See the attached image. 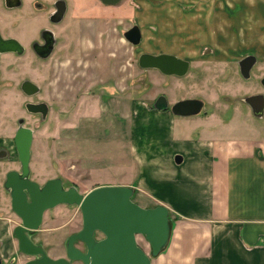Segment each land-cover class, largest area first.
I'll return each mask as SVG.
<instances>
[{"label":"rangeland","instance_id":"rangeland-1","mask_svg":"<svg viewBox=\"0 0 264 264\" xmlns=\"http://www.w3.org/2000/svg\"><path fill=\"white\" fill-rule=\"evenodd\" d=\"M32 1L23 0V9L10 11L0 0L2 35L26 47L23 55H0V152H7L0 158V211L7 209L17 222L5 179L9 171L21 170L14 140L20 119L34 130L32 179L43 185L60 177L83 194L101 186L129 185L137 177L130 155L134 102L153 107L165 95L172 106L198 98L205 103L202 116L216 123L232 120L243 134L251 129L264 134V117H255L244 101L264 94V0H122L114 6L65 0L66 17L54 28L59 42L48 61L37 60L31 42L56 0H38L49 5L47 13L36 11ZM135 25L143 35L138 46L124 36ZM143 53L177 55L190 61V71L178 77L142 69ZM249 54L258 60L251 78L245 79L239 63ZM25 80L41 91L24 94ZM28 102L47 103L48 117L29 113ZM76 209L60 204L45 216L56 215L58 225ZM77 213L74 230L82 226L80 209ZM138 243L151 254L144 236H138Z\"/></svg>","mask_w":264,"mask_h":264},{"label":"crops","instance_id":"crops-1","mask_svg":"<svg viewBox=\"0 0 264 264\" xmlns=\"http://www.w3.org/2000/svg\"><path fill=\"white\" fill-rule=\"evenodd\" d=\"M144 105L134 102L130 113V155L137 177L129 185H116L133 187L136 203L145 208L165 205L170 210V241L152 264H264L263 132L243 134L232 120L223 125L226 120L216 123L202 113L180 117ZM77 212L58 225L56 215H46L30 238L51 259H67ZM17 223L1 209L2 264L35 259L21 252Z\"/></svg>","mask_w":264,"mask_h":264},{"label":"water","instance_id":"water-1","mask_svg":"<svg viewBox=\"0 0 264 264\" xmlns=\"http://www.w3.org/2000/svg\"><path fill=\"white\" fill-rule=\"evenodd\" d=\"M20 5L21 0H17ZM104 5L114 6L122 0H100ZM67 12L66 1L59 0L54 22H61ZM47 45L39 46L37 51L43 59L50 56L54 49V34ZM125 38L133 45L142 42V31L138 25L125 33ZM48 41V39H47ZM44 52L42 53L41 51ZM25 51L22 43L15 39H5L0 33V53H18ZM258 58L251 54L243 58L239 65L242 76L251 78V71ZM142 69H154L166 76L184 77L190 71L191 63L174 54L143 53L139 58ZM264 86V77L261 81ZM21 89L27 96L38 94L41 88L31 80H25ZM256 117H264V94L245 98ZM204 101L184 99L170 106L165 95L159 96L154 108L159 111L171 110L175 116L192 117L202 113ZM26 109L31 114L48 117L50 108L45 102H28ZM19 120L15 134V144L21 163V170H11L6 176L5 188L12 197V210L21 219L22 224L14 231L23 254L35 259L27 264H152L168 246L171 237L170 210L165 205L145 208L134 201L135 189L131 186L107 185L83 194L76 186L66 189L60 177L48 180L41 185L31 177L32 147L34 130ZM2 150L0 158L6 157ZM60 204L78 206L82 213L83 228L70 236L67 242V259H51L47 252L32 241L30 234L41 228L48 210ZM101 236V237H100ZM138 236H144L151 246L148 254L138 243ZM81 242L83 249L76 246ZM0 264L2 260L0 259Z\"/></svg>","mask_w":264,"mask_h":264},{"label":"flooded vegetation","instance_id":"flooded-vegetation-1","mask_svg":"<svg viewBox=\"0 0 264 264\" xmlns=\"http://www.w3.org/2000/svg\"><path fill=\"white\" fill-rule=\"evenodd\" d=\"M58 1L59 0H56V1H54L53 2V10L52 11H50L48 14H46V16H45V18H44V26L43 27H41L40 29H39V31H38V37L36 38V39H34L32 42H31V51H32V53L34 54V56L37 58V60H39V61H48L52 56H53V54L55 53V51H56V47H57V45H58V37L56 36V33H55V31H54V28L55 27H57V26H59L60 24H62L63 23V21L65 20V17H66V14H65V17L63 18V20L61 21V22H54L53 21V15L56 13V11H57V3H58ZM65 1V0H64ZM100 1V0H99ZM18 2L19 1H17V0H3V4H4V7L5 8H7L8 10H21V9H23L24 8V4H23V0H21L20 1V5H18ZM32 3H33V8L36 10V11H42V12H44V13H47L48 12V9H49V5H47L46 3H43V1H38V0H33L32 1ZM66 7H67V9H68V3L66 2ZM67 13V12H66ZM0 23H1V20H0ZM48 31H50V32H52L53 34H54V49H53V51H52V53L50 54V56L48 57V58H46V59H43L42 57H41V55L39 54V52L37 51V49H36V46H37V48H41V47H39V46H44V45H47V42H50L49 40H50V38H52L50 35H49V33H46V32H48ZM0 33H1V31H0ZM2 34V33H1ZM3 37H4V35H2ZM5 39H9V38H14V37H4ZM16 39V38H15ZM47 39H48V41H47ZM18 40V39H17ZM22 43V42H21ZM23 46H24V44H22ZM24 48H25V51H24V53L26 52V47L24 46ZM43 51H41L42 53L44 52V49H42ZM23 53V54H24ZM7 54H9V53H7ZM11 54H15V55H20V54H18V53H11ZM22 54V55H23ZM0 55H2L1 53H0ZM249 55H251V54H249ZM248 56V55H247ZM245 58V57H244ZM194 99H198V98H194ZM205 104V103H204ZM204 107H205V105H204ZM194 117H196V116H194ZM10 172V171H9ZM8 174V173H7ZM7 176V175H6ZM5 182H6V179H5ZM63 183H64V181H63ZM65 186V185H64ZM71 186H76V185H74V184H71V185H67V186H65V188L66 189H68V188H70ZM77 187V186H76ZM78 188V187H77ZM79 189V188H78ZM80 191V190H79ZM9 192V194H10V197H11V193H10V191H8ZM82 193V192H81ZM11 207H12V197H11ZM79 208V207H78ZM80 209V208H79ZM11 211L16 215V217L18 218V226L17 227H19L21 224H22V222H21V219L18 217V215L12 210V208H11ZM79 211V210H78ZM81 211V210H80ZM16 227V228H17ZM83 228V218H82V226L79 228V229H77V230H75V231H73L70 235H69V237H68V239L70 238V236H72L73 234H75V233H77V232H79L81 229ZM33 234V233H32ZM33 236V235H32ZM68 239H67V242H68ZM76 246L78 247V248H80V249H83V245H82V243L81 242H77L76 243ZM67 249V248H66ZM66 256H67V252H66ZM75 263H78V262H75ZM80 263H82V262H80ZM83 264V263H82Z\"/></svg>","mask_w":264,"mask_h":264},{"label":"trees","instance_id":"trees-1","mask_svg":"<svg viewBox=\"0 0 264 264\" xmlns=\"http://www.w3.org/2000/svg\"><path fill=\"white\" fill-rule=\"evenodd\" d=\"M133 199H134V201L136 200V194L134 195V198H133ZM135 202H136V201H135ZM170 219H171V216H170Z\"/></svg>","mask_w":264,"mask_h":264}]
</instances>
